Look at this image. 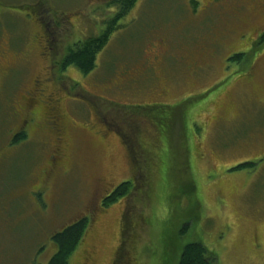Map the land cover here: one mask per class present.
I'll return each mask as SVG.
<instances>
[{
  "label": "rangeland",
  "instance_id": "1",
  "mask_svg": "<svg viewBox=\"0 0 264 264\" xmlns=\"http://www.w3.org/2000/svg\"><path fill=\"white\" fill-rule=\"evenodd\" d=\"M39 1L56 18V77L77 95L62 92L77 124L68 130V159L46 183V134L10 141L22 116L13 104L46 64L41 39L33 42L42 34L32 9ZM111 2L0 0V264H47L52 235L84 215L91 223L69 264H179L192 242L216 264H264V50L238 48L240 33H254L264 16L236 27L218 13L194 16L189 0ZM111 26L92 70H60L70 47ZM229 28L221 50L246 54L228 59L226 70L216 53L211 65L188 70L185 58H209ZM100 121L117 125L121 138ZM128 180L131 192L103 206L104 185Z\"/></svg>",
  "mask_w": 264,
  "mask_h": 264
},
{
  "label": "flooded vegetation",
  "instance_id": "2",
  "mask_svg": "<svg viewBox=\"0 0 264 264\" xmlns=\"http://www.w3.org/2000/svg\"><path fill=\"white\" fill-rule=\"evenodd\" d=\"M189 1L190 3H188L187 5L190 6V10L192 11V14H194V16H197L200 12L203 15L202 20H205L207 15L218 13L220 14V16L226 18L225 20L228 25L232 23L233 25L235 24L236 27L245 26L247 24V16H254V18L255 16H258L259 18L264 16V0ZM44 6H46V3L44 1H39L38 3L34 4L32 8L34 11V15H36L35 19L39 23L40 28L42 29V34L38 35V39L36 34L33 35V42H36V44L37 42L40 43L39 38L41 39L40 45L42 51L40 53V56L45 59L46 64L42 67L41 72H39L37 76L32 78L30 84H27L24 88H22V91L17 96L15 104H13L12 109H14V113H17L16 116H20V114L22 116H20L21 118L19 120L18 127L12 130L10 139L12 143L17 145L23 139L28 138L30 132L46 134L47 141L49 143L50 154L49 157H47L42 164L43 166L40 171V177L42 178L41 183H46L48 181V177L52 174V172L58 171L60 170V167L64 166L66 160L68 159V154L66 151L68 144V130L74 123L77 124V122L72 120L70 112L66 109V107L63 106L64 101L62 92L64 90L68 91L70 97L71 95H77L75 92L69 91L67 87H65L64 82L62 83L61 80L56 77L54 67L57 66V63L55 62L56 55L53 46V41L55 42L56 38L53 34V30L49 28L52 25L53 20H56V18L52 17L50 7L45 8ZM107 6L124 5L123 3H121L120 0H112V2ZM116 8L117 10H119L118 7ZM46 13H49L48 18H46L45 16ZM231 30L232 28H229L228 32H220L221 37L218 40H215V45L217 47L211 45V50L209 53L210 56L209 58L204 59L203 61H199L202 63L196 61L194 62L196 64L193 65L190 64V62L188 61L189 58H185V65L187 69L192 72H195L197 71V68L201 65H211V55L216 53V55L222 54V57L224 58V62H222V70H226L227 67H229L226 63L228 59H236L237 57H242L246 54V52H235L238 48H245L248 45L252 47V45L254 44L261 45L263 47L262 51L264 50V23H261V26H259L257 29H254V33L244 31L240 33L239 37L242 38L243 41L240 43V45H238L239 47L237 49L235 47V49H229V51L223 53L221 47L226 48V39L232 37L230 34ZM220 39L223 40L219 42ZM213 48H215L216 50H213ZM165 51L166 47L164 52ZM262 51L255 57L256 59L250 63V73H248L246 77L251 76L252 72H255L254 69L256 67L254 65L256 61L260 59ZM151 63L152 65H155V57L151 58ZM58 66L60 67V70H63V68H68L67 66H63L62 62ZM139 74L140 73L136 71L133 73H124L125 77H128L130 75L138 77ZM155 75L156 81H159L160 76L158 77L156 72ZM155 88L156 86L152 90H154ZM102 126L106 131H109L110 127L116 128L121 138V133L119 129H117V125L114 126L111 123H108L107 126L104 124H102ZM79 127L83 128L82 125H79ZM89 130L95 132V134L100 136L102 139H105V136L104 134H102V131L96 130L94 126L91 125V128H89ZM18 137L19 139H21L20 141H16V138ZM104 186H106V188H104L105 192H108L106 196L109 195L116 188L114 187L113 189H111L113 183H108V185ZM36 187H38L39 193L42 195L43 190L40 189L39 186ZM42 199L43 201H45L44 197H42Z\"/></svg>",
  "mask_w": 264,
  "mask_h": 264
},
{
  "label": "trees",
  "instance_id": "3",
  "mask_svg": "<svg viewBox=\"0 0 264 264\" xmlns=\"http://www.w3.org/2000/svg\"><path fill=\"white\" fill-rule=\"evenodd\" d=\"M124 7H130L136 0H120ZM121 16L114 17V23L117 24ZM107 28L101 35L89 37L84 41L76 42L68 49L63 60V66L75 65L83 72H89L95 65V57L100 48H102L110 37V29ZM241 57V56H240ZM239 58V57H237ZM21 139L16 138V141ZM250 163L240 164L237 167H244ZM132 189L130 180L120 183L109 195L102 199L103 206H109L118 199L126 197ZM91 219L84 215L76 221L68 224L60 231L52 235L55 245V252L47 264H69L72 254L82 243L85 233L88 230ZM179 264H216V257L209 253L208 249L200 242L188 243L184 246Z\"/></svg>",
  "mask_w": 264,
  "mask_h": 264
}]
</instances>
